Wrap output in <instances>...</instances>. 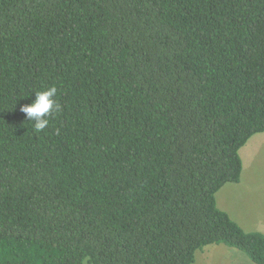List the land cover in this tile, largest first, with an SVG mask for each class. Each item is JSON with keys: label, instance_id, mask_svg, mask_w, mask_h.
<instances>
[{"label": "trees", "instance_id": "16d2710c", "mask_svg": "<svg viewBox=\"0 0 264 264\" xmlns=\"http://www.w3.org/2000/svg\"><path fill=\"white\" fill-rule=\"evenodd\" d=\"M260 133L264 0H0V264H264L217 203Z\"/></svg>", "mask_w": 264, "mask_h": 264}, {"label": "rangeland", "instance_id": "374dc122", "mask_svg": "<svg viewBox=\"0 0 264 264\" xmlns=\"http://www.w3.org/2000/svg\"><path fill=\"white\" fill-rule=\"evenodd\" d=\"M240 155L243 161L241 181L221 189L217 194L218 207L246 232L264 234V133L250 139ZM195 264L254 263L237 249L211 245L197 252Z\"/></svg>", "mask_w": 264, "mask_h": 264}, {"label": "clouds", "instance_id": "9594fccd", "mask_svg": "<svg viewBox=\"0 0 264 264\" xmlns=\"http://www.w3.org/2000/svg\"><path fill=\"white\" fill-rule=\"evenodd\" d=\"M57 95L58 88L53 85L36 92L31 103L20 105L19 111L25 114L26 121L32 123L36 133L45 130L50 124V117L61 111Z\"/></svg>", "mask_w": 264, "mask_h": 264}]
</instances>
